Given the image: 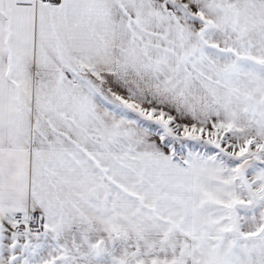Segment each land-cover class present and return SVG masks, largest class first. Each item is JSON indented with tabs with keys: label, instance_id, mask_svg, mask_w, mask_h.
<instances>
[{
	"label": "snow or ice",
	"instance_id": "obj_1",
	"mask_svg": "<svg viewBox=\"0 0 264 264\" xmlns=\"http://www.w3.org/2000/svg\"><path fill=\"white\" fill-rule=\"evenodd\" d=\"M0 264H264V0H0Z\"/></svg>",
	"mask_w": 264,
	"mask_h": 264
}]
</instances>
